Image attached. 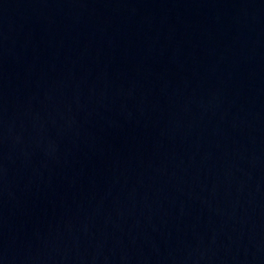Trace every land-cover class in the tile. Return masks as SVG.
Wrapping results in <instances>:
<instances>
[{
    "label": "water",
    "instance_id": "obj_1",
    "mask_svg": "<svg viewBox=\"0 0 264 264\" xmlns=\"http://www.w3.org/2000/svg\"><path fill=\"white\" fill-rule=\"evenodd\" d=\"M0 264H264V0H0Z\"/></svg>",
    "mask_w": 264,
    "mask_h": 264
}]
</instances>
